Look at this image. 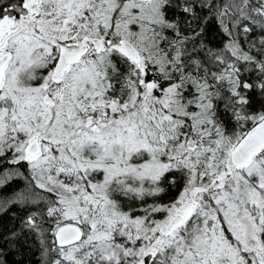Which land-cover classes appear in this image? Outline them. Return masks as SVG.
Here are the masks:
<instances>
[{
  "label": "snow or ice",
  "instance_id": "obj_1",
  "mask_svg": "<svg viewBox=\"0 0 264 264\" xmlns=\"http://www.w3.org/2000/svg\"><path fill=\"white\" fill-rule=\"evenodd\" d=\"M0 264H264V0H0Z\"/></svg>",
  "mask_w": 264,
  "mask_h": 264
}]
</instances>
